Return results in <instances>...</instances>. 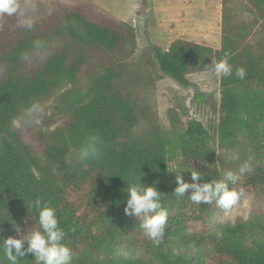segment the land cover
<instances>
[{"label":"trees","instance_id":"trees-1","mask_svg":"<svg viewBox=\"0 0 264 264\" xmlns=\"http://www.w3.org/2000/svg\"><path fill=\"white\" fill-rule=\"evenodd\" d=\"M231 1L220 48L153 46L162 75L184 86L219 72L211 132L173 107L168 129L141 123L152 110L136 33L98 5L20 23L16 0H0V229L33 235L0 238V264H264L263 221H210L234 199L264 204V30L239 26ZM251 1L264 18V0Z\"/></svg>","mask_w":264,"mask_h":264},{"label":"rangeland","instance_id":"rangeland-1","mask_svg":"<svg viewBox=\"0 0 264 264\" xmlns=\"http://www.w3.org/2000/svg\"><path fill=\"white\" fill-rule=\"evenodd\" d=\"M90 2L98 5L108 16L125 22L137 37L138 48L135 54L137 65H143L147 78L142 80L152 110L141 123H153L166 130L171 126L168 115L170 108H176L183 122L200 120L211 132L218 128L222 118L221 103L223 92L218 71H204L189 76L191 84L184 86L169 76L162 75L156 65L153 46L167 50L178 38L221 47L223 0H16L19 4L20 23H31L52 12L61 5H76ZM237 22L256 23L258 30H264V18L259 14L251 0H232ZM240 35V32H238ZM245 45V41L239 37ZM160 78L155 79L157 76ZM155 80H154V79ZM57 95L42 105V114L55 111ZM41 119H37L40 124ZM19 124V122H17ZM179 160L182 161V158ZM173 166L182 173L183 166ZM259 219L264 222V204L256 197L245 196L231 200L216 211L210 218L212 228L217 224L235 223L237 220ZM195 227H191L193 231ZM0 238L10 244L18 245L33 239L31 230L22 226L14 230L0 229ZM118 254L129 257L140 252L121 248Z\"/></svg>","mask_w":264,"mask_h":264}]
</instances>
